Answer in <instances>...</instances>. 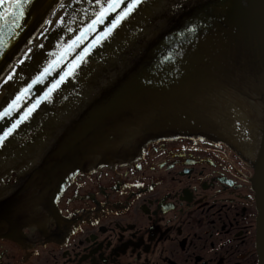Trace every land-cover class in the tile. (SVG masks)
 Here are the masks:
<instances>
[{
	"label": "flooded vegetation",
	"instance_id": "obj_1",
	"mask_svg": "<svg viewBox=\"0 0 264 264\" xmlns=\"http://www.w3.org/2000/svg\"><path fill=\"white\" fill-rule=\"evenodd\" d=\"M248 150L159 141L125 164L77 174L54 211L45 203L52 188L20 215L12 195L29 193L24 177L33 170L14 172L1 183L0 264H257Z\"/></svg>",
	"mask_w": 264,
	"mask_h": 264
},
{
	"label": "water",
	"instance_id": "obj_2",
	"mask_svg": "<svg viewBox=\"0 0 264 264\" xmlns=\"http://www.w3.org/2000/svg\"><path fill=\"white\" fill-rule=\"evenodd\" d=\"M60 2L31 0L24 3L22 15L20 6L14 0L0 3V79L19 59L8 76L1 80L0 103L3 89L18 69V78L21 79L23 55L18 58L21 51L28 46ZM187 15L181 24L174 26L170 23L169 26H173L167 29V33L147 48L146 53L116 74L107 91L100 93V90L94 102L97 104L107 98L112 103L111 113L117 117L115 122L122 125L121 128L127 121L135 123L137 120L134 118L139 117L140 123L133 124L141 135L136 154L145 145L166 139L227 142L238 127L240 116L246 123L253 119V98L257 100L256 94L253 96V85L264 86V67L255 69L258 66L255 62L264 65V0H205L191 6ZM237 16H240L241 21L235 24ZM228 21L233 26L225 27V31H222L221 26H225ZM201 26L212 27L215 35H223L220 43L211 40L205 44L191 39L195 34H191V30ZM231 53L233 56L229 57ZM235 75H238L237 78ZM19 86L16 82L12 92ZM262 93L259 91V99L264 97V91ZM9 97L12 102L16 98L22 105L20 92ZM86 110H82L78 118L61 131L55 146L39 166V171L44 172L47 181L52 184L53 192L59 190L60 182L71 179L76 172L86 170L66 169L72 156L65 152L68 141L81 144L86 137L83 128L78 126L81 121L91 117L86 115ZM0 113L2 122H14L6 118L9 116L7 109ZM11 119L15 120V117ZM1 126L0 122V137H4ZM13 133L16 135L17 132ZM3 143L0 144L1 156L10 160L0 163V181L3 171L20 162L13 161L21 159L19 155L23 154L22 132L7 149L3 148ZM109 163L112 162L106 158L101 164ZM10 174L13 175L11 179H14V172ZM251 182L257 208V264H264V111ZM2 194H5L4 187L0 185ZM12 196L13 210L20 215L23 213V194ZM52 197L54 193L46 202H52Z\"/></svg>",
	"mask_w": 264,
	"mask_h": 264
},
{
	"label": "bare ground",
	"instance_id": "obj_3",
	"mask_svg": "<svg viewBox=\"0 0 264 264\" xmlns=\"http://www.w3.org/2000/svg\"><path fill=\"white\" fill-rule=\"evenodd\" d=\"M75 1L76 0H63L57 6L51 16L48 18L45 26L41 29V31H39L31 46L22 54V68L33 53V49L41 43L43 37H45L49 30L59 26L57 22L61 17L63 10L67 12L66 9L68 8V5ZM173 1L175 2V0H169V2L166 0V3L168 2L169 5ZM132 2L133 0H122L119 7L115 8V14L113 13L114 17H118L117 19H119L121 16H123L124 12L128 8V5ZM163 3L164 0H139V3H137L136 6L126 16H124L123 19L120 20L115 28H109L112 29L110 33L104 34L100 38V43L98 42L100 47L103 48V44L108 43L107 48H103L101 54H97L96 52L88 50L91 49L92 44L89 45V48L87 45L84 47V49H87L88 51H84L83 54L73 52V50H78V47H73L74 49L71 48V50L67 49L66 51H72V53L67 52L66 55L64 54V59L60 58L59 62H57L55 67L49 72V76H53L54 81H46L45 79L41 78L42 80L40 83L33 87V97L30 98V96H27L28 111H32L35 101H40V105L33 114L25 117L23 120L26 130L22 132V149L23 154L28 156V162L26 163L24 161V163H26L24 168L33 170L30 178L28 179V182H30L31 186V190H29L30 192L28 194L29 198L23 195V213L34 211V209L36 211L38 206L37 202L39 201L38 198L40 196H45L48 191L53 188L52 184L47 181L44 172L39 171V168L35 169L36 165L42 164L41 160L45 155V149H43L45 146V140L43 139L51 138L52 140H55L58 137L61 129L65 128L64 125L78 114L77 109L86 108V115L91 117L86 118V121H81V123L78 125L79 127L81 126V129L83 128L85 131L86 137L84 138L83 142L81 144H72L71 141H68L66 145L67 149L65 152L72 156L69 158V165L66 167V169L72 168L71 171L83 168L88 169L97 165L98 163H102V160L106 158L109 159V162L113 163L115 160H130L135 157L137 144L140 142L138 140L140 139L139 137H141V135L136 132L137 128L133 124L140 123L139 117L134 118V120H137L135 123L127 121L121 128L122 125H118L115 122L117 117L114 116L115 114L111 113L112 110L110 107L112 106V103L108 102L107 98L97 102V104H94V102H96V98H98L100 90V93L107 91L111 81L115 76H113L111 73L105 74V65H113L118 67L127 47L126 44L129 38H134L136 40L141 36L140 34H142L144 30L148 29L153 16L142 13L144 11L143 9H145L148 5L150 7H155L158 5L162 8L164 7ZM74 9L75 6L71 12L74 13ZM97 10H99V7ZM138 14H142V18H139L137 26ZM70 19H73V17ZM134 20L136 21V24L133 22ZM238 21H241L240 16H237L235 24H237ZM127 22L130 23V25H128ZM224 24L225 23H223V25ZM229 26H233V24L228 21L225 26H221V30L225 31L224 28ZM201 27L202 28L194 27L191 30V34L195 32V34L190 37L191 39L203 42L205 44L211 40L220 43L223 35H215L212 27ZM85 35L88 36L89 34L87 33ZM127 35L129 36L127 37ZM63 36L64 32L60 37L62 42L65 39ZM114 41H120V45H114L115 47L112 46ZM56 48H58V46H56ZM112 48L115 50L113 53ZM229 52L230 50L227 52V54ZM232 56L233 55L231 53L229 57ZM67 59H69L67 61V65L68 70L71 73L70 79H66L64 73V71L67 70L65 64ZM70 63L72 64L71 66H69ZM123 66L124 63L120 64L118 68L123 70ZM219 69L222 68L219 66ZM24 76L25 75L23 72H21V79L24 78ZM237 76L238 75H235L236 78ZM95 78L97 84L101 82V85L106 83L108 85H100L95 91L96 87L93 86L94 84L97 85L95 83ZM76 83L79 84L76 85ZM22 89L28 90V87L24 85ZM263 89L264 86L261 84L253 85V91L257 96V100L253 98V103H255V107H260L259 112L257 111L258 116L260 112L263 113L264 99H259V92L256 91H260L262 95V92L264 91ZM27 93H29V90ZM71 98L72 100L69 101ZM38 112L41 113V116L35 117L34 114L36 115ZM253 119L251 120L252 126ZM237 122L240 124L243 122L242 116L239 117ZM91 125L93 126L91 127ZM252 126H249V130L252 129ZM250 135H246V137L247 140H250V143L253 146V130L251 131ZM79 137H81V134H79ZM50 151L51 150L49 149L48 152ZM71 171L68 170V172ZM37 188H40L39 193H36L38 192L36 190Z\"/></svg>",
	"mask_w": 264,
	"mask_h": 264
},
{
	"label": "rangeland",
	"instance_id": "obj_4",
	"mask_svg": "<svg viewBox=\"0 0 264 264\" xmlns=\"http://www.w3.org/2000/svg\"><path fill=\"white\" fill-rule=\"evenodd\" d=\"M202 1H205V0H175V2L173 1L171 4L168 5L169 0L167 3H166V0H164V3H163L164 7H162V8H161V6H158V5L155 7L152 6L153 8L148 5L145 9H143L144 11L142 13L147 14V15H151V16H153V18L151 19V23L149 24L148 29L144 30L142 32V34H140L141 36L138 39L135 40L134 38H129V40L126 44L127 47H126L125 52H124L125 58H123L124 54L122 56L123 61H125L123 67L125 68L127 64H130L135 59H138L142 55V53H144V52L146 53V49L147 48L149 49L153 43L157 42L159 40V38L162 37V35H165V33H167V31H168L167 29L169 27L171 28L173 25L175 26L177 24H181L182 20L186 16H188L187 13H189V9L191 8V6H194V5H196ZM109 3H110V0H99V2H97V0H77L76 4H75L74 13L69 11L68 14H66V13H64L65 11H63L62 13H64V14L62 15L61 18L58 19L57 23L61 25L60 28H67L69 30L70 26H72V25H73V29L74 28L77 29L78 27L81 28V26H82L81 24L83 22H85L87 25L86 27H90V29H89L90 34L93 36L90 38L94 42V44L92 45L93 46L92 49L97 54L98 53L101 54V52L103 51V48L104 49L107 48L108 43L103 44V48H102L99 46L98 42L100 43V38L104 34L109 33V27L113 26L112 25L113 20L116 22L118 17L117 18L114 17V14H115V12H114L115 10H114V11L107 12V14L104 16L102 22H97L94 26H93V21H99L100 14L105 10V8L108 7ZM186 5H189L190 8H187ZM98 7H99L100 11L97 10ZM136 11H138V10H136ZM71 17H73V19H70ZM140 17L142 18V14L137 15V26H138V20ZM169 17H170V20L168 22ZM72 21H73V24H72ZM133 22L136 24L135 20ZM169 23H172L173 25L171 24L172 26L171 25L169 26ZM128 25H130V23H128ZM72 31H74V30H72ZM80 32H81V30H80ZM71 34H73V32ZM77 36H78L77 34L74 35V37H77ZM79 36H81V37H77V39L84 40V38H82V36H85V33H82ZM128 36L129 35H127V37ZM88 44H89V39L86 38V45L88 46ZM114 45L115 46L120 45V41H117V42L114 41L112 46H114ZM113 48H112V53L115 51V50H113ZM34 63H36V62H34ZM122 63L123 62L121 61L119 63V66ZM255 64L258 65L257 67H255V69H259L260 66L264 67V65L262 63L259 64L258 62H255ZM118 67L113 66V65L112 66L105 65V74L111 73L114 76V75L119 74L120 72H122L124 70V68H123V70H120V68H118ZM253 68H254V65H253ZM64 73L70 79V74H71L70 71L66 70ZM41 77L42 76H39L38 78L36 77V79L38 80ZM95 82L97 84L96 78H95ZM78 84L79 83H76V85H78ZM100 85H101V82L98 83L97 85H95V84L93 85L96 87L95 91L97 90V88ZM101 86H104V85H101ZM256 92H259V91H256ZM254 94H255V92L253 91V96H254ZM27 96H28L27 92L24 91L21 93V103H22V106H24L26 109H27L26 106L28 105ZM256 99H257V97H256ZM262 99H264V97H262ZM70 100H72V98L69 99V101ZM69 101H67V102H69ZM81 109L82 108H79V109H77V111H79ZM259 110H260V107H255V103H253V117H254V119H253V144H255L256 141L259 142V139H260L263 113L260 112L259 116H258L257 111L259 112ZM37 116H39V115H37ZM50 141H51V138H50Z\"/></svg>",
	"mask_w": 264,
	"mask_h": 264
},
{
	"label": "snow or ice",
	"instance_id": "obj_5",
	"mask_svg": "<svg viewBox=\"0 0 264 264\" xmlns=\"http://www.w3.org/2000/svg\"><path fill=\"white\" fill-rule=\"evenodd\" d=\"M3 0H0V3H2ZM26 2H31V0H14V3H16L17 5L20 6V14H23V5ZM97 2H99V0H97ZM122 2V0H110V3L108 4V7L105 8V10L100 14V18L99 21H93V26L97 23V22H102L104 16L107 14V12L109 11H114L116 7H119L120 3ZM139 3V0H133L132 3H130L128 5L127 10L124 12V15L121 16L119 19H117V21L113 24V28L116 27V25L120 22L121 19L124 18V16H126L135 6L136 4ZM112 31V29H109V33ZM75 43V42H74ZM15 127V125L13 126ZM12 130H9V133H5V136L9 135L10 132ZM4 137H0V144L3 143Z\"/></svg>",
	"mask_w": 264,
	"mask_h": 264
}]
</instances>
